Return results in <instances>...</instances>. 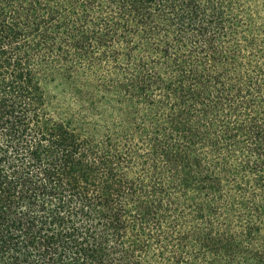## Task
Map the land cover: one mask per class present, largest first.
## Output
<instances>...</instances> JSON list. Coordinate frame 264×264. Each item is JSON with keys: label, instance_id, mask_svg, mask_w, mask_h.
Returning <instances> with one entry per match:
<instances>
[{"label": "trees", "instance_id": "obj_1", "mask_svg": "<svg viewBox=\"0 0 264 264\" xmlns=\"http://www.w3.org/2000/svg\"><path fill=\"white\" fill-rule=\"evenodd\" d=\"M0 264H264V0H0Z\"/></svg>", "mask_w": 264, "mask_h": 264}, {"label": "rangeland", "instance_id": "obj_2", "mask_svg": "<svg viewBox=\"0 0 264 264\" xmlns=\"http://www.w3.org/2000/svg\"><path fill=\"white\" fill-rule=\"evenodd\" d=\"M50 91H51V89H50Z\"/></svg>", "mask_w": 264, "mask_h": 264}]
</instances>
